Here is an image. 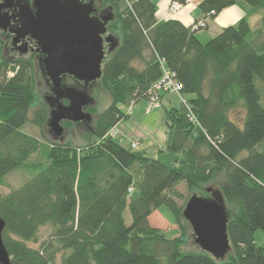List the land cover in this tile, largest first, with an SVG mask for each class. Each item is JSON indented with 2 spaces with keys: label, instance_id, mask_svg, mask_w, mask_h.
<instances>
[{
  "label": "trees",
  "instance_id": "trees-1",
  "mask_svg": "<svg viewBox=\"0 0 264 264\" xmlns=\"http://www.w3.org/2000/svg\"><path fill=\"white\" fill-rule=\"evenodd\" d=\"M82 1L100 14L113 13L109 28L116 47L99 79L112 102L84 129L85 144L50 133L47 162L30 161L44 142L22 131L28 122L48 125L46 107L30 114L40 100L38 57H15L0 32V183L17 170L30 175L0 195L3 241L13 264H264V247L255 241L256 231L264 230V105L256 85L264 82V16L256 29L248 18L264 11V0H200L204 18L237 4L247 12L207 43L178 19L159 22L154 0ZM164 69L175 74L181 94L193 95L166 108L167 150L182 154L171 165L108 134L129 116L122 105L145 97ZM238 108L241 122L230 116ZM219 172L227 175L219 190L232 247L222 260L200 247L184 249L190 223L176 202L182 181L193 195L209 197L206 185ZM135 188L139 192L131 196ZM163 205L173 212L179 237L149 225ZM48 224L54 231L40 242L39 231Z\"/></svg>",
  "mask_w": 264,
  "mask_h": 264
},
{
  "label": "water",
  "instance_id": "water-1",
  "mask_svg": "<svg viewBox=\"0 0 264 264\" xmlns=\"http://www.w3.org/2000/svg\"><path fill=\"white\" fill-rule=\"evenodd\" d=\"M10 1L14 0L0 2V29L15 34L12 20L22 18L12 45L23 52L22 39L27 35L36 39L45 55L42 61L44 70L57 90L55 100L62 97L58 93L60 91L65 92L70 100L68 105L59 104L52 109L48 120L50 133L62 139L65 133L63 120L92 121V114L84 110L91 102V96L78 87L63 86V75L84 81L85 87L101 79L106 55L104 42L111 44L109 52L116 47L114 35L103 37L113 13L108 11L101 17H93L95 8L91 2L82 0H32L23 1L20 13L15 15L3 11L9 7ZM206 191L211 194L209 197L194 194L188 199L183 216L190 223L198 246L217 260H222L232 248L226 200L217 188L207 187ZM5 227L6 222L0 215V264H13L3 241Z\"/></svg>",
  "mask_w": 264,
  "mask_h": 264
},
{
  "label": "rangeland",
  "instance_id": "rangeland-1",
  "mask_svg": "<svg viewBox=\"0 0 264 264\" xmlns=\"http://www.w3.org/2000/svg\"><path fill=\"white\" fill-rule=\"evenodd\" d=\"M172 3V2H171ZM170 3V5H171ZM181 9V8H180ZM170 12V11H169ZM247 13V12H246ZM264 16V11L262 9H257L252 14L248 15L250 25L253 29L258 28L261 25V19ZM209 17H205L200 21H196L195 24L208 21ZM207 26H208V22ZM206 27H202L197 31L198 37L201 39L203 43H207L212 39L213 36H209L210 33L206 29ZM1 32V30H0ZM116 36V35H115ZM260 41H264V33L260 35ZM12 51H10L11 53ZM15 55L14 53H12ZM17 55H15L16 57ZM110 59V54L107 52L105 58L102 63V67L104 68L106 63ZM1 60V57H0ZM256 85L259 89L261 96V104L264 105V82L260 79L256 80ZM46 90V82L42 74V70L38 69V94H39V102L35 103L30 111L31 116L34 114L37 108L46 107L48 112L49 108L46 105L44 100V91ZM163 93L160 94V101L153 106L155 102L151 101V99L142 97L137 101H133L129 106L122 105V109L124 112L128 113L129 116L127 118H123L117 125L118 133L116 134V138L120 140L123 145H129L130 140L131 143L134 144L133 150L145 151L151 156L158 157L160 161L165 164L171 165L174 160L179 156H175L177 153H173L167 150V114L166 108L169 107H180L182 102L188 101L193 95L181 94L177 91L173 90H164ZM93 96L96 99L95 105V115L97 113L103 112L112 102V99L109 93L103 88L100 80L97 81L93 89ZM231 118L238 120L241 122V118L244 116V111L242 108H238L230 113ZM50 117V112H49ZM48 124V122H47ZM83 126H73L72 128L66 130L65 136L68 139H71L75 144L82 145L85 144V140L83 137ZM49 126L39 127L31 122H28L22 127V131L28 133L30 135L41 138L44 142L40 151L33 155L30 159L31 162H47L48 154L50 150V139L52 135L49 131ZM199 129L196 128L191 139L194 140L196 135L198 134ZM247 152L244 153L246 155ZM30 178L27 171L17 170L9 174L4 178L3 184L0 183V195H4L22 185L27 179ZM215 178V179H214ZM213 182L206 185L207 187H213L220 189L221 183L227 180V175L225 172H219L214 176ZM176 190L180 194L179 197L176 198V202L179 206H185L188 199L193 195V193L189 190L188 185L185 181H182L176 186ZM139 192L138 188L132 192L131 196L137 195ZM227 205V203H226ZM229 207V205H228ZM232 207L230 206V209ZM124 218L126 222L129 224L132 221V216L130 213L129 207L124 212ZM149 225L155 228L161 229L168 237H179L181 232L178 225L175 222V217L173 212L166 206H161L157 211L153 212L149 216ZM54 229L53 226L48 224L43 226L39 231V240L40 242L47 240L52 235ZM187 234H188V243L185 250H195L198 248V244L195 242L194 233L191 225H187ZM255 241L259 246L264 247V230L259 229L255 233ZM34 246H39L40 244H31ZM58 260L61 259V254L57 257Z\"/></svg>",
  "mask_w": 264,
  "mask_h": 264
},
{
  "label": "flooded vegetation",
  "instance_id": "flooded-vegetation-1",
  "mask_svg": "<svg viewBox=\"0 0 264 264\" xmlns=\"http://www.w3.org/2000/svg\"><path fill=\"white\" fill-rule=\"evenodd\" d=\"M23 1L26 0H14V1H10L9 2V7L5 8L3 11L4 12H9L10 14H14L17 15L20 13L21 11V5L24 3ZM32 2V0H31ZM103 14H100L96 11H94L92 13L93 17H101ZM110 23V22H109ZM109 23L107 24V32L104 34V38H106L107 36H109L110 34H112L110 28H109ZM22 25V18L20 17H15V19L12 20L11 26L13 28H15V34L10 32L9 30H3L0 29L1 32L3 34H5L6 36H8L9 41L7 43V46L9 48L10 51L15 52V55H17L16 57H20V56H35L38 57L39 60V64H40V69L42 70V74L43 77L45 79L46 82V90L44 91V100L46 102V105L49 108V112L51 113L52 109H54L55 107H57L59 104L62 105H68L70 103V100L67 97V94L63 91L58 92L62 97L59 98V100H55V95L57 94V90L54 88L53 83L51 81V79L47 76V73L44 70V65L42 63L43 58L45 57V55L42 53V49L41 46L39 45L38 41L34 38H32L30 35H27L25 38L22 39L21 45L24 48V51L21 52L17 46H13L12 45V38L15 36V38L17 37L18 34V30ZM19 43V44H20ZM111 44L108 42H104V49L107 52H109V48H110ZM97 84V81L92 82L88 87H85V82L84 81H79L77 80L75 77L70 76V75H63V81H62V85L63 86H75L78 87L79 89H83L86 90L89 95L91 96L92 100L91 102L85 107V112L91 113L92 114V121L90 123H87L85 121H80V122H76L74 123L73 121L70 120H63L62 124H65V122H71L73 124V126H83L84 128H88L90 126L91 123H93L94 119H95V113L93 112V110H95V105H96V99L93 96V89L95 87V85ZM52 104V105H50ZM64 126V125H63ZM65 127V130H67V127Z\"/></svg>",
  "mask_w": 264,
  "mask_h": 264
},
{
  "label": "crops",
  "instance_id": "crops-1",
  "mask_svg": "<svg viewBox=\"0 0 264 264\" xmlns=\"http://www.w3.org/2000/svg\"><path fill=\"white\" fill-rule=\"evenodd\" d=\"M157 3L158 11L156 14L159 22L168 19H178L186 26H192L196 21L204 19L198 5L200 0H188V2L181 7L177 12L170 13L169 7L173 0H154ZM246 10L243 5H233L222 10L214 19H208L207 30L209 36H216L220 33L222 28L236 24L240 19L246 16ZM198 36V34H197ZM212 37V38H213ZM199 38V37H198ZM200 39V38H199ZM201 40V39H200ZM131 141V140H130ZM175 156L182 157V154L177 153ZM158 158V157H157Z\"/></svg>",
  "mask_w": 264,
  "mask_h": 264
},
{
  "label": "built area",
  "instance_id": "built-area-1",
  "mask_svg": "<svg viewBox=\"0 0 264 264\" xmlns=\"http://www.w3.org/2000/svg\"><path fill=\"white\" fill-rule=\"evenodd\" d=\"M182 7V4L178 1H172L169 11L170 13L177 12ZM206 21L199 22L193 25V29H200L202 27H206ZM181 85L175 80V74L168 69H164L162 78L156 82L148 91L147 98L151 99V101L155 102L153 106H155L158 101H160V94L164 90H173L181 93ZM118 133V129L116 127L112 128L109 131V135L115 136ZM135 144V143H134ZM133 144V146H134Z\"/></svg>",
  "mask_w": 264,
  "mask_h": 264
},
{
  "label": "bare ground",
  "instance_id": "bare-ground-1",
  "mask_svg": "<svg viewBox=\"0 0 264 264\" xmlns=\"http://www.w3.org/2000/svg\"><path fill=\"white\" fill-rule=\"evenodd\" d=\"M94 111V110H93ZM74 123H76V122H74ZM64 126H66L67 127V125H66V122H65V124H63ZM65 128V127H64ZM66 134V130H65V133H64V135Z\"/></svg>",
  "mask_w": 264,
  "mask_h": 264
}]
</instances>
